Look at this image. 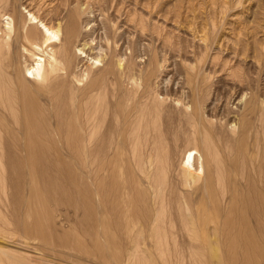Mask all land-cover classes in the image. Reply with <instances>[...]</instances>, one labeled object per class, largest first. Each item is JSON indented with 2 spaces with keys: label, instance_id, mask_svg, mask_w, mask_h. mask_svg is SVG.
I'll list each match as a JSON object with an SVG mask.
<instances>
[{
  "label": "bare ground",
  "instance_id": "6f19581e",
  "mask_svg": "<svg viewBox=\"0 0 264 264\" xmlns=\"http://www.w3.org/2000/svg\"><path fill=\"white\" fill-rule=\"evenodd\" d=\"M112 1L114 3V0L101 1L103 12L107 13L111 10L109 8L113 5V3L110 4ZM73 2V0L57 1L50 9V12L54 14H51L52 16L49 14L50 18H47V14L45 18L39 15V12H32L31 9V11L23 9L24 12L27 11L26 14L20 11L16 15L15 11L13 15L7 16L12 0H0L2 7L0 14L6 20L5 28L11 32L14 29L15 34L12 37L5 31V34L1 32L4 36H0V124L5 123V120L8 125H11L10 121L13 124L11 131L0 130V137L5 138V133H7L13 140L12 144L5 145V152L0 150V184L3 189L6 186L12 189L10 194L5 195L11 208L8 207L6 212H0V219L9 216L13 220L12 225L16 226L14 232L9 233H4L0 229V255H4L9 261L15 258L17 264H116V261L121 259L116 255L120 252L126 254V261L131 264H152L151 255L155 253L160 256L163 264H172L173 260L166 254L170 251L187 250L202 260L201 254L203 253L200 251L205 249L221 251L224 248L232 251H244L247 264H263L264 85L261 84L263 86L258 91L259 96L257 95V116L262 132V137L259 139V162L255 168V181L258 182V190L244 198L245 206L238 210L239 222L224 219L221 223L214 225L210 231L211 236L207 235L206 225L209 221L215 222L213 218L205 215L208 206L205 203L194 204L191 193L182 191L180 186L191 185L202 179L203 189L207 190L213 184L222 185L225 180L221 153H235L237 136L234 137L229 132L235 131L238 122L236 121L237 114L232 117L230 115L229 118L226 116V125L227 127L231 125V131L228 128V130L224 129L222 123L205 122V118L203 119L204 116H202L210 109L212 103L218 106L217 103L220 104V101L225 99L224 90L215 88L214 80L204 83V77L200 76L199 70L193 66L191 69L196 71L193 77L188 74L192 72L191 70L187 73L185 71L190 76L187 75L189 77L187 81L192 85L190 88H194L191 91L192 95L186 90L185 92L180 89L176 91L169 86L165 89L159 88L157 83L154 84L152 78L154 68L165 60L164 58L161 61L162 56L159 52L160 49L162 50V46L160 44V49L157 48V44H154L150 35L145 31L147 28L145 29V25L141 24L142 21L137 18V22L139 21V25L141 24L139 34L135 25L132 26V23L130 25L125 22L124 25L127 27L122 28L123 31L119 32L121 27L117 23L118 16L107 13L106 19H104L108 21L103 22L93 15L96 10L93 8L94 6L87 5L85 9L81 5L82 2L80 4L77 0L76 4ZM83 2L85 5V1ZM118 4L121 7L120 1ZM15 7L13 8L15 9ZM116 11L120 12L117 8ZM117 12L116 14H118ZM130 13H128L129 16H131ZM86 14L90 16L83 18ZM132 16H134L133 13ZM63 19H65L64 23ZM133 19L135 20V18ZM5 28L2 29L0 26L2 31ZM134 28L136 31H133ZM202 37L204 38V36ZM20 38L32 42L40 39L39 43L36 42L35 48L44 52L48 58L35 54L33 62L25 64V71L21 72L20 76H16L11 71L13 63L18 59L13 61L12 45L13 43L18 45ZM4 39H8V41L3 42ZM200 42L203 41L200 40ZM164 43H166L165 39ZM207 44H204L205 48H207ZM208 47L210 48V46ZM44 48H49V50L46 51ZM209 48L208 50H210ZM163 51L162 53L165 55ZM168 52L167 49L166 55L169 54ZM206 52L208 53L207 50ZM146 55H148V59L143 60ZM197 57L199 58V56ZM236 59L234 60L236 61ZM168 61L171 60L168 59ZM194 61L196 63L197 60ZM190 63L193 65V62L190 61ZM198 66L200 65L198 64ZM239 66L241 65L239 64ZM211 67L207 69V72L205 71L208 74L207 77L218 72ZM235 67L237 68V66ZM185 68H187L186 65ZM243 68L245 67L243 66ZM248 71L250 72V70ZM241 72L243 73V71ZM248 74L245 76L246 81L248 79L253 82L254 79L250 73ZM252 75L254 76L253 73ZM60 76L62 78L59 80L62 79V81L57 78ZM262 76L264 75L262 74ZM29 78L41 83L38 90L42 96L45 95V92L53 95L49 100L47 99L50 105L53 104V97L58 96L63 90L66 91L68 107L64 104L61 106L67 107L66 115L68 117L64 118H67L66 127L68 129L63 132L68 140L66 145L68 153H81V155L67 154L72 159H78L77 171L67 172L65 167L60 165L58 161L60 157L56 154L53 156L51 153L46 154L41 151L42 153H39L36 160L33 161V154L28 157L19 153L20 151L31 153L29 147L25 151L24 148L22 149L24 146L21 147L20 139L28 133V129L33 124L39 126L38 119L33 120V116L27 111L23 117L20 114L21 98L19 93L21 88H18V82L29 81ZM205 79L207 80V78ZM202 81L203 83H201ZM240 83L242 84V82ZM246 92V89L239 88V96L237 95L239 99H237L242 101ZM194 98H196V102H194ZM61 99H58L59 102ZM46 103V100L42 101L44 113L40 116H45L43 117L44 121L48 122L50 129H55L53 120L62 129L63 125H66L63 116H60L56 111L55 116L51 117L52 113L48 111ZM37 106L39 107V105ZM255 108V106L252 107V110ZM214 112H212L213 116L216 115ZM208 116L209 114H207ZM214 119L216 118L214 117ZM24 121L26 122L25 132L22 131ZM247 122L250 123V121ZM246 125L248 130L252 126L245 123ZM52 133L54 132L52 131ZM242 133L244 132H241L240 135ZM238 138H240L239 134ZM45 139L47 138L45 137ZM182 141L186 142L185 146L183 145L184 148L181 145L183 156L180 162L183 171H181L182 174H177V176L180 175V180L177 181L171 177L169 169L174 163L177 147L180 142L183 143ZM200 148L204 151L203 154H209L208 157L212 158L215 166H212L215 168L212 178L209 171L210 178L202 177L206 170L202 154L198 151ZM9 151L12 153H7ZM145 153H147L148 159ZM105 161L107 162L106 166ZM245 165L244 159L237 162L241 171H244ZM131 168L137 169L139 172L135 173ZM210 171H213L212 168ZM134 174H136V179L132 180L131 176ZM6 181L9 184L6 185ZM39 181L42 183L43 189L39 186ZM222 193L224 196V189ZM73 197L77 201L76 208L78 209L79 205L82 211L80 222L84 238L78 240V238L69 237L70 231L63 228L64 223L61 220L58 224L54 223L50 231L44 230L43 218L48 220L51 212L47 202L52 203L54 209L58 202L70 201L74 199ZM259 205H263V207L258 208ZM247 210L254 217L255 229L254 226L247 223L246 212H244ZM187 211H190V214ZM61 215L65 216L66 213ZM216 223L218 222L216 221ZM202 233L204 236H201ZM16 234H18V238L13 240L12 237ZM212 234L219 235L217 237L219 239L213 240ZM9 241L15 245H11ZM31 244H33L32 247ZM92 245L93 248H91ZM40 248L44 250L43 256H37L38 253H35V250L39 252ZM0 264H4L1 258Z\"/></svg>",
  "mask_w": 264,
  "mask_h": 264
},
{
  "label": "rangeland",
  "instance_id": "374dc122",
  "mask_svg": "<svg viewBox=\"0 0 264 264\" xmlns=\"http://www.w3.org/2000/svg\"><path fill=\"white\" fill-rule=\"evenodd\" d=\"M57 1H60V0H12L13 7H15V6L16 7L14 9L11 5L9 12L7 13V16L8 15L10 16L11 14L13 15L15 13V11H16V13H15L16 15H18V12H20V11H22L24 14H26V12L31 9L32 12H36V13L39 12L40 13L39 15H41L45 18L47 17V14H48L47 18H50V16H52L54 14L53 12H50V9L53 8V6L56 4ZM73 1H74L73 3L76 2V0H73ZM83 1H85V5H84ZM101 1L102 0H77V2L79 4H80V2H82L81 5L85 9L87 8V5H90V7L94 6L93 8L96 10H94L95 12L93 15L97 16L98 19L100 18L99 19L100 21H103V22L108 21V20L107 21L105 20L107 13L118 16L119 19L117 18V20H118L117 23H118V26L121 27V28H119L120 30L118 29L119 32H121V30L123 31L122 28L127 27L124 24L128 23L130 25L133 24L132 26L135 25L136 30L138 31V34H139L141 24L143 23L145 25V29L147 28L145 31L148 33V35H150V38L152 39V41H154V44L155 45L157 44L156 45V46H158L157 48L160 49V47L162 46L161 47L162 50L160 49L159 52H161V56H162L161 61H162V59L164 60V58H165V60H164L165 62L164 61L160 62L156 66L157 68L155 67V65H153L155 68H154V76L152 78L153 81L155 82L154 84L156 85V83H157L159 85V88L165 89L166 87L169 86L170 88H173L176 91L178 89H180L181 91L185 92V90H186V92L188 91L187 93L192 95L191 91H193L194 88H192L193 90L190 88V87H192V85L189 84V82L187 80L190 76L193 77L194 74H196L195 73L196 71L191 69L193 66L196 68V70L198 69L200 71V72L198 71L199 75L204 77V83L206 81L208 83V81L212 82V80H214L213 83L216 82L217 85L214 84L213 86L215 88L218 87L222 91L224 90L223 92H225L226 97H224L225 99H223V101H220V104L217 103L218 106H216L215 103H212L210 105L209 110H207L203 114L201 111H200V113L202 114V116H204L203 119L205 118V120H204L205 122L208 123V121H213L215 123L217 122L218 124L222 123L221 124L222 127H224V129H226V130L229 129V131H231V129H230L231 125H229L227 127V125H226L227 121L225 119L227 117L229 118L230 115L232 117V116H236L234 114H237V116H236L237 120L236 121H238V122H237V126L235 128V131L229 132L230 134L232 133L231 134L232 136H234V137L237 136L235 139V141H236L235 142L236 143L235 153H233V154L221 153V157L223 160L222 165H223V169H224V175H225L224 179L225 180H224L222 185L221 184L220 185L213 184L207 190L203 189V180L202 179H200L199 181H197L191 185H189V184L181 185L180 184L181 185L180 189L182 191L191 193V195H192L191 197L193 199L194 204L198 205L199 203H205L208 206L205 215H206V217L213 218V220L215 222L209 221L208 224L206 225L205 228H207V229H205V232L207 233V235H210V231H212L215 224L221 223L224 219H229V220L234 221V222H239L240 216H239L238 210H239V208L242 209V207L245 206L244 198L251 196L252 194H254V192H257V190H258V182L255 181V178H256L255 168L259 162V156H260L259 139L262 137V132L260 129L261 123L258 120V116H257V112H258L257 95L259 94L258 91L261 88V86L264 85V82H263L264 76H262V74L264 75V52H263L264 51V0H114V3H113V1L110 2V4L113 3L112 6L110 4H108L112 8L110 7L109 9H111V10L108 9L109 11L107 13L102 11ZM119 1H120L121 7H119V4H118ZM89 2L91 4H94V5L91 6V4ZM116 4L119 8L116 6ZM11 8H12V10H11ZM116 8H117V10H119L121 12V13L119 12L120 15H118L119 13L116 11ZM23 9L24 10L26 9L27 11L24 12ZM0 10H2L1 6H0ZM100 11H102V12H100ZM116 12L118 14H116ZM137 12H138V14H137ZM128 13H130L131 16H129ZM132 13L134 16H132ZM49 14H50V16H49ZM7 16H5V17H7ZM88 16H90V15L86 14L83 16V18H88ZM91 16H92V14H91ZM3 18L4 17L0 14V26H2V29L5 28V25H6V23H5L6 20ZM91 18H93V17H91ZM128 18L129 19L131 18V19L129 20ZM133 18H135V20ZM137 18L140 21H142L140 25H139L140 22L139 21L137 22V20H138ZM64 22H65V19H63V23ZM91 25H93V23H91ZM137 26H139V27H137ZM136 30L134 28L133 31H136ZM5 31L8 32L9 35H12V37L15 36L14 29L11 32L7 28H5L4 31L0 30V36H4L1 34V32H3V34H5L4 33ZM202 33L203 34L206 33V34L203 35ZM176 36H177V38L175 39ZM202 36H204V38ZM164 39H165V42L167 43V45H166V43H164ZM199 39L203 42L201 43ZM21 40H22V38H20V40H19L20 42L18 43V45H20V46H18L15 41H12V42L16 43V44L13 43L14 47L12 45V53H13V57H14L13 61H15L17 58L18 59H17V61H15L16 63L14 62L15 64L13 63V65H12L13 67L11 68V71H12V73H15L16 76H20L21 72L25 71V68H24L25 64L28 65V64H30V62L31 63L33 62L32 60L35 58V54L40 55L42 57H45L46 59L48 58L44 52L42 53V51H38L35 48L36 42L39 43L40 39H36V41H33V42L25 40L24 38L22 41ZM171 40L174 41L176 44L173 43ZM4 41L7 42L8 39H4L3 42ZM180 42H182V43H180ZM184 43H186V44H184ZM205 43L206 44L208 43L207 45L210 46V48L208 46H207V48H205L206 47V45H204ZM160 44H161V46H160ZM174 44H175V46H172ZM192 44L193 45L195 44V45L193 46ZM165 46H167V47H165ZM196 46H197V48H196ZM173 47H175V48H173ZM198 47H200V48L198 49ZM22 48H23V51H22ZM26 48L29 50H27ZM208 48L211 51L208 50ZM44 49L46 51L49 50V48H44ZM163 49H164V51H163ZM167 49L169 51L168 55H166ZM200 49H202V50L204 49V50L202 51ZM128 50L130 51V49H128ZM128 50H127V53H129ZM196 50H197V52H196ZM206 50L208 51V53L206 52ZM162 51L165 52V55H164V53H162ZM190 52H192L193 55ZM28 53H29V55H28ZM233 53L235 54V56ZM186 54H187V56H186ZM202 54L204 57L202 56ZM237 55L239 58L240 57L241 58L239 59L237 57ZM169 56H170V58H169ZM188 56H190L191 58ZM197 56H199V58ZM147 57H148V55H146V57L144 56L143 60H147L148 59ZM187 57H188V59H187ZM189 58H190V60H189ZM201 58H203V60H201ZM236 58L238 59V61ZM168 59H170L171 61H168ZM214 59H217V60H214ZM234 59H236V61ZM166 60H167V62H166ZM194 60H197L198 62L196 61V63H195ZM213 60L215 61V63ZM226 60H228V61H226ZM190 61L193 62L192 63L193 65H191ZM230 61H231V63H230ZM144 63H142V64H144ZM223 63L226 66H224ZM163 64H164V66H163ZM198 64L200 66H198ZM227 64H228V66H227ZM239 64L241 66H239ZM256 64H258L259 66ZM185 65L187 66V68H185ZM158 66H159V68L161 67L162 70H161V68L159 69ZM222 66H224V67L221 69ZM229 66L232 69H230ZM235 66H237V68ZM243 66L245 68H243ZM188 67H190V68H188ZM209 67L213 68V70H216V71L218 70V72H216V74H212V76H214L215 78L212 76L207 77L208 74H206V72H207V69H209ZM248 67H249V69H248ZM199 68H201V69L203 68V70H201ZM156 69H159V70H156ZM233 69H237V70H234L235 71L234 72ZM238 69H239V71H238ZM247 69L250 70V72ZM190 70L192 72L188 73L190 75L189 76L186 73H187V71H190ZM185 71H186V73H185ZM231 71H233V72H231ZM240 71H243V73L242 72L240 73ZM255 71H256V73H255ZM175 72L177 73V75ZM258 72H260V73H258ZM60 73L62 75V72H60ZM244 73H246V74H244ZM248 73H250V76L254 79V81H253L254 83L251 81L252 84L248 79H247V81H249V82L246 81L245 76ZM252 73L254 74V76L252 75ZM257 73H258V75H257ZM237 74H239V75H237ZM243 74H244V76H243ZM215 75H217V76H215ZM261 77H263V78H261ZM57 78L59 80V78H62V76L57 77ZM205 78H207V80ZM239 78H241V79H239ZM236 80H237V82H236ZM59 81H62V79H60ZM239 81L242 82V84ZM158 82H162V83H158ZM38 83L35 79L33 80V78H29V81L23 80V81L18 82V88H21L20 93H19L20 98H21L20 99V112H21L20 114H21V116L23 117V115L25 114V111H27V113H29L31 116H33L32 117V118H34L33 120H35V118H36V119H38V122H39V126L33 124L30 127V129H28L29 130L28 133H26V135L22 136L20 139L21 147L24 146V147H22V149L24 148V151H25V149L29 147V148H31V153H25V152H21V151L19 153H21L22 155H25V156L27 155L28 157L30 156V154H33L34 155L33 161H35L37 155L39 153H42L43 151L46 154L51 153V154H53V156H55V154H56V156L59 155V157H60L58 159L60 165L64 166L67 172H70V170L77 171L78 170V159L77 160L75 158L72 159L68 155H77V154L81 155V153H68V151L66 150V145L68 144L67 137H66V135H64L65 134L64 132L66 131V129H68L66 127L67 126V121H66L67 118H64L65 116H67L66 114H67V107H68L67 106V95L65 93L66 91L63 90L60 94H58V96H56L57 98L56 97L52 98L53 104H51L52 105V107H51V105H50V103H48L47 99L49 100V98L52 97L53 95L51 93L49 94L48 92H45V95L42 96L38 90V86L40 87L41 83L40 82H38ZM201 83H203V81ZM154 84H153V86H154ZM261 84H263V85H261ZM59 88H61V87H59ZM233 88L235 91L233 90ZM239 88H242L244 90L246 89V91H247L246 95L242 98V101H239L238 100L239 97H237V95L239 96ZM60 96H62L61 98L63 99V101L60 98ZM58 99H61L60 102ZM194 99H195L194 102H196V98H194ZM45 100L47 102L46 107L48 108V111H50L52 113L51 117L55 116L56 111H57V113L60 114V116H63L64 124H66V125H63L64 129L63 128L61 129L60 126L58 127L56 125L55 120H53V122H52L54 124V125L53 124L52 125L54 126L55 129H53V130L50 129L49 125L47 124L48 122L44 121L45 118H43V117H45V116H43V117L40 116V114L43 115V113H44L41 104H42V101H45ZM224 100H225V103H224ZM65 101H66V103H65ZM209 102L211 103V100ZM237 102L240 104H238ZM62 104H64L67 107L65 108V106H64V108H63ZM36 105H39V107L38 106L36 107ZM254 106L256 108L254 110H252V107H254ZM25 108H28V109H25ZM58 109H60L61 111ZM256 109H257V111H256ZM38 110H40L42 112H40ZM34 111H36V112H34ZM63 111H65V112H63ZM208 111H209V113H208ZM213 111H215L214 113L217 116L216 115L213 116L214 115L212 113ZM53 112H54V114H53ZM207 114H209L208 117H207ZM41 117H42V119H41ZM210 117H211V119H210ZM214 117L216 119H214ZM8 120L10 121L9 117H8ZM247 121H250V123ZM10 123H11V125H8L7 121L5 120V123L0 124V130H3V132H6L8 130L11 131V129H13V124L11 121H10ZM41 123L43 124V126ZM243 123H244V125H243ZM245 123L252 125L249 129L250 131L248 130L247 125L245 126ZM22 125H23L22 131L25 132L26 131V122L24 121L22 123ZM242 126L244 127V130H243ZM41 128L44 129V132H43V129H41ZM19 129H20V127H19ZM40 130H42V131H40ZM51 130L54 133H52ZM247 131H249V132L246 134ZM55 132H56V134H55ZM241 132H244L245 134L242 133L240 135ZM42 133H45V134H42ZM257 133H258V136H257ZM259 133H261V134H259ZM5 134H6L5 138L0 137V146H1L0 150L2 152L4 151V147L7 143H8V145L13 143L12 137L7 133H5ZM238 134H239L240 138H238ZM45 137L47 139H45ZM182 142L183 143L181 144V142H180V145L177 147V153H176V157L174 159V163H173V165H171V167L169 169L170 175L172 174L171 177H173L177 181L180 180L179 179L180 175L177 176V174H180V173L182 174L181 171H183V168H182L180 161H181V158L183 156V150L182 149L184 148V146H185L184 143L186 144V142L185 141H182ZM39 144H40V146H42L41 148H40ZM181 145L182 146L184 145L182 149H181V147H182ZM40 149H42V150H40ZM180 150H182V151H180ZM37 151H39V152H37ZM198 151H200V153L202 154V158H203V161L205 164V170H206L205 174H203L202 177L203 178H208V177L210 178V175H211V178H212L215 174V168H214L215 166L213 164L211 156L209 158L208 157L209 154H206V153L203 154L204 151H202L201 148L198 149ZM10 152L12 153V151H9L7 153H10ZM145 156L148 159L147 153H145ZM242 159H244L246 161L244 171H241L240 168L237 166V162L242 160ZM208 161H210V162H208ZM107 162H109V161H107ZM107 162L105 163V166L107 165ZM67 163H69L71 165L69 166ZM125 166H126V164H125ZM209 166H211V167H209ZM212 166H214V167H212ZM109 167H107V168H109ZM211 168L213 171H210ZM131 169L134 170L133 168H131ZM134 171H135V173L139 172L137 169ZM208 171L211 173L210 175H208L209 174ZM105 173H108V172H105ZM5 174H6V171H5ZM131 179L135 180L136 174L132 175ZM209 182H210V179H209ZM7 184H9L8 181H6V185ZM39 186L41 188L43 187V185H42V183H40V181H39ZM0 187H1V191H0V212H3V211L6 212L8 210V207L11 208V204H9V202L6 200L5 195L10 194L12 189L9 186H6L3 189L1 184H0ZM223 189L225 190L224 196L222 193ZM252 189H255V190L251 191ZM43 202L45 203V201H43ZM76 203H77V201L75 198L70 200V201L63 200L61 202H58L56 207L53 209L52 208L53 204L50 202H47V206L51 209V212L49 215L50 218L48 220L43 218V229L50 231L51 227H53V224L54 223L58 224V222H60V220H61V222L64 223L63 228H67L70 231L69 237L78 238V240L83 239L84 236H83V233L81 230V222H80V218H81L80 215H81L82 211L79 208V205H78L79 210L76 208ZM37 204H38V202L36 203V205ZM261 207H263V205L258 206V208H261ZM187 212H189V214H190V211H187ZM244 212H246L245 218L247 220V223L249 225H251L252 227L254 226V229H255L256 224L254 223L253 215L249 212V210L244 211ZM62 213H66V215L62 216L61 215ZM62 218H65V220H62ZM216 221L218 223H216ZM12 222H13V220L9 216H6L4 219H0V229L3 230L4 233L14 232V229H16V226L12 225ZM59 228H62V227H59ZM201 236H204L203 233L201 234ZM212 236H213L212 237L213 240L219 239V238H217L219 235L212 234ZM12 238H14L13 240H16L18 238V234L14 235ZM9 242H11V241H9ZM262 243L264 245V238H263ZM10 244L15 245L12 242ZM32 245L33 244H31V247H32ZM91 248H93V245L91 246ZM35 251H36L35 252L36 254L38 253L37 256H43L44 255V250L42 248H40V251H39L40 253L37 252L38 250H35ZM202 251H200L201 253H203V254H201V256H203V257H201L202 260H199V258L196 257L193 252H190L187 250L179 251V252L170 251V252H167L166 254L169 256V258L171 260H173L172 264H247L245 262L246 253H244V251H240V250L232 251V250H227L224 248L221 251H212L209 249H205ZM116 255L121 258L120 260L116 261V264H131L130 262L126 261V259H125L126 254L125 253L119 252ZM0 258L2 259L4 264H17L15 258H12L11 261H9V259L6 258L4 255H0ZM151 260H152L151 261L152 264H163V261L160 258V256L155 254V253H153L151 255Z\"/></svg>",
  "mask_w": 264,
  "mask_h": 264
}]
</instances>
